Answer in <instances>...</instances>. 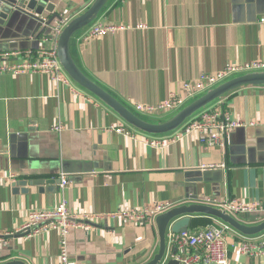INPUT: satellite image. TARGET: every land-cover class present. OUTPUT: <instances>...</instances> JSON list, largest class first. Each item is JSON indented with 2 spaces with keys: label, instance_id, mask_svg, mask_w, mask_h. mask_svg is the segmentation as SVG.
Returning <instances> with one entry per match:
<instances>
[{
  "label": "crops",
  "instance_id": "1",
  "mask_svg": "<svg viewBox=\"0 0 264 264\" xmlns=\"http://www.w3.org/2000/svg\"><path fill=\"white\" fill-rule=\"evenodd\" d=\"M50 2L62 20L45 25L51 17L45 11L38 21L16 17L3 26L0 53L49 47L44 37L93 0ZM261 16L264 0H110L95 23L125 29L87 41L77 33L70 52L86 76L134 111L133 103L158 105L204 74L264 62ZM18 61L14 57L8 63ZM221 106L242 124L226 137L224 149L206 147L197 133L185 131L154 147L149 142L157 137L117 133L115 128L128 125L72 83H56L41 73L0 74V235L19 230L30 211L52 210L61 202L70 216L142 210L158 203L219 206L233 198L264 204V86L240 88ZM56 126L60 132L54 131ZM61 175L69 181L64 190L58 184L47 191L51 186L45 185L23 194L11 186L13 180ZM260 218L248 215L245 221ZM215 223L194 217L188 232ZM89 225L71 229L67 236L74 264H144L157 252L154 219H106ZM245 238L226 234L228 264H264V257L238 253ZM169 248L170 256L174 247ZM59 252L56 231L0 239V263L60 264Z\"/></svg>",
  "mask_w": 264,
  "mask_h": 264
},
{
  "label": "built area",
  "instance_id": "2",
  "mask_svg": "<svg viewBox=\"0 0 264 264\" xmlns=\"http://www.w3.org/2000/svg\"><path fill=\"white\" fill-rule=\"evenodd\" d=\"M258 23L264 26V16H261ZM63 26V25H62ZM62 26H57L44 42L50 46L40 50L28 49L24 52H4L0 53V74L10 73L19 75L23 73H41L50 77L56 83L68 85L70 80L63 72L56 56V38ZM135 28H143L137 25ZM123 26L93 24L81 35V40L87 41L94 38H100L112 34L119 30H124ZM20 57V61L8 63L12 58ZM264 70V62L253 61L243 64L239 67L228 66L222 71L214 74H204L194 82H185L182 84L181 94L171 93L169 97L158 105H144L133 103V109L136 113L146 117H155L160 113L171 114L179 109L188 99L213 87L223 79L232 74L247 71ZM241 123L230 119L221 106V102L216 103L210 108L202 111L197 116L184 124L177 132L166 137L153 138L150 146L159 147L164 145V140H175L179 138L180 131L195 132L198 134L200 142L209 148L224 149L226 137L236 128H240ZM117 133L130 135L135 131L127 128H115ZM54 131L60 132L61 127H54ZM215 169V166H209ZM218 167L223 168L224 165ZM69 181L65 175L60 176L59 188L64 190ZM229 213L237 216L258 215L264 218V204L260 202L247 203L233 198L228 199L219 205ZM171 207L168 203H158L142 210L124 209L115 212L92 215L82 214L79 216H70L67 212L65 202H61L52 210H33L27 215L23 226L15 233L24 234L23 237H32L49 231H56L60 235V264H74L70 260L67 248V236L71 229L88 228L90 222H97L106 219L128 220L132 222H145L147 219H153L155 216L167 211ZM260 218V219H261ZM231 231L227 226L216 222L202 230L196 232H183L178 234L168 233V246L176 248V253L170 255L178 264H228V250L226 234ZM7 234V235H10ZM239 254L246 257H264V236L255 238H245L237 246Z\"/></svg>",
  "mask_w": 264,
  "mask_h": 264
},
{
  "label": "water",
  "instance_id": "3",
  "mask_svg": "<svg viewBox=\"0 0 264 264\" xmlns=\"http://www.w3.org/2000/svg\"><path fill=\"white\" fill-rule=\"evenodd\" d=\"M109 1L93 0L79 15L63 24L56 38V56L63 72L76 88L100 101L118 115L131 129L151 137L170 136L189 120L216 103L221 102L232 92L243 87L264 86V70L239 72L230 75L213 87L188 99L179 109L164 119L157 120L139 115L124 106L86 76L77 66L70 52V43L73 37L80 32L83 34L84 31L95 24L98 16ZM54 8L50 0H0V30H2L0 38L4 37L3 26H10L15 18L21 15L38 21L40 20L38 16L45 11L51 15L50 19L44 23L45 25L50 26L55 21H61L60 16L54 13ZM40 23L42 24L43 21ZM59 182L60 179L33 178L29 180H13L11 186L15 193L20 191V193L26 194L29 192L30 187H39L41 191V187L45 185L51 186L47 191L53 192V188ZM194 217L213 219L246 238L264 235V218L255 222H246V215L239 214L235 216L220 206L200 203L181 204L171 207L153 218L158 237V249L152 259L144 264H178L177 261L169 256L168 233L178 234L188 231L189 223ZM23 236L24 234L22 233L0 235V239L21 238ZM171 253L172 255L175 254L176 248H173ZM166 256L168 257L166 258ZM0 264L27 263L19 259H12Z\"/></svg>",
  "mask_w": 264,
  "mask_h": 264
},
{
  "label": "trees",
  "instance_id": "4",
  "mask_svg": "<svg viewBox=\"0 0 264 264\" xmlns=\"http://www.w3.org/2000/svg\"><path fill=\"white\" fill-rule=\"evenodd\" d=\"M201 222L205 223V226H206V224H209V221L207 219H203Z\"/></svg>",
  "mask_w": 264,
  "mask_h": 264
},
{
  "label": "rangeland",
  "instance_id": "5",
  "mask_svg": "<svg viewBox=\"0 0 264 264\" xmlns=\"http://www.w3.org/2000/svg\"><path fill=\"white\" fill-rule=\"evenodd\" d=\"M166 113H160V114H158L157 116H162V115H165Z\"/></svg>",
  "mask_w": 264,
  "mask_h": 264
}]
</instances>
